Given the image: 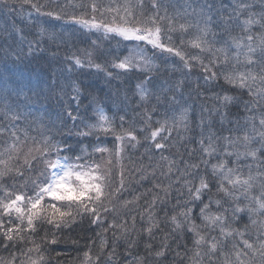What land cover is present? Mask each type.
Returning a JSON list of instances; mask_svg holds the SVG:
<instances>
[{
  "label": "snow or ice",
  "instance_id": "1",
  "mask_svg": "<svg viewBox=\"0 0 264 264\" xmlns=\"http://www.w3.org/2000/svg\"><path fill=\"white\" fill-rule=\"evenodd\" d=\"M15 3L16 0H0V6L8 11L15 9ZM24 5L30 6L38 16L65 20L89 32H103L105 36L112 34L113 38L118 36L124 41L136 42L127 55L116 56L103 63L96 62L93 51H85L84 58L76 53L67 55L66 71L95 69L97 73L103 72L109 83L130 72L139 73L142 79L136 84L134 95L139 97L137 107L145 109L143 122L149 128L151 116L148 115L147 104L154 99L157 105L179 106L177 92H183L185 81L158 84L153 73L159 72V66L153 56L146 54L147 48L141 47V42L153 50L178 57L180 64L174 68L182 66L187 70L185 76L199 67L206 83L222 77L230 90L239 93L230 95L226 90L222 95L214 94L211 99L216 103L211 108L201 107L196 125L200 129L196 140L199 147L187 150L188 160L181 156L178 162L161 156V160L168 163L167 172H161V175H170L175 168L178 174L175 180L181 185L178 195L182 197L186 191L188 198L183 204L177 199L171 216L165 212L172 229L171 233L165 234L161 247L155 251H152L151 244L146 247L148 254L154 255L157 264H161L170 250V235L187 232L192 235V247L185 244L183 255L175 252L177 264H264V0H259V3L234 0L230 5L221 3L219 7L215 0H203L202 3L188 0L179 7L165 0H150L148 9L145 0H47V3L20 0V7ZM2 31L5 35L4 43L0 44V60L4 62V71L0 72V119L3 121L0 123V247L16 251L8 258L0 257V264H50L45 245L58 243V231L85 218L99 226L107 219L108 213L116 212L115 202L126 187L124 141L126 138L139 141L131 124L128 129L123 127L126 113L119 116V131L115 123L116 114L110 117L102 106L93 108V116L88 117L93 122H86L79 112L81 88L78 84L62 85L59 78L49 83L38 77L35 85L29 80L28 90L32 96H28L19 83L11 79L12 69L8 64L11 62L16 67L29 57L34 59L37 50H45L42 45L47 42L43 39L28 40L15 24L10 28L6 25ZM177 32L180 34L179 45L172 38V33ZM39 35L43 37L45 30L41 29ZM218 38L222 41L219 46ZM49 39L54 41L55 37ZM185 43L197 51H185ZM93 47L98 56L105 55L99 51L95 41ZM52 56L55 59L56 53ZM109 68L119 71H109ZM116 95H120L119 87ZM197 95L201 94L197 91ZM21 96L25 101L32 100V97L37 101L41 97H56L62 105L68 103L64 100L67 97L68 101L75 103V108L68 104L56 116L65 127L67 120L72 122L73 128L68 129L65 135L80 138L77 144L56 141L52 135H46L44 128L51 131L46 125L42 126L40 140L29 137L27 132L21 140L18 127L24 118L19 105ZM127 101L125 92L121 103ZM232 108L237 112L232 113ZM189 110L188 107L181 108L178 118L173 117L172 128L165 121L145 139H150L157 150L169 148L166 141L178 123L183 124L185 132L194 131L189 127ZM214 117H219L220 132L213 131ZM77 122L82 127H77ZM225 124L231 127L225 129ZM52 126L55 127L54 122ZM224 131L228 135H224ZM161 132H167L168 136H160V141H157ZM109 134L118 142L111 149L100 143L91 147L83 143L84 138L95 137L99 141L101 135ZM194 156L197 157L195 160L192 159ZM213 158L216 163H211ZM35 163L43 165L40 180L25 175L33 170ZM178 163L183 165L182 169ZM202 167L203 172L200 171ZM114 168L119 169L118 183ZM17 177L24 181L22 187L32 185V195L15 192V183L11 187L5 183L6 179L15 181ZM141 177L144 178L142 171ZM163 191L167 197L168 188H163ZM206 194L207 202L204 201ZM157 200L165 203L158 194L154 195L150 202L145 201L147 208L141 212L142 220L143 213L148 214L147 227L143 231L152 239L155 231H162L160 221L155 217ZM197 201L199 205H196ZM129 203L132 202H124V206ZM213 204L217 209L215 212L211 211ZM193 206L199 207V217H193ZM196 219L201 223L197 224ZM132 220L131 231H135V217ZM241 221H244L242 227ZM126 224L127 221L124 224L113 221L104 232L120 228L127 239L130 230L124 226ZM45 226H51V239L49 231H44L40 243H37L35 237ZM113 235L117 234L114 232ZM135 243V240L127 239L128 255H131L128 249ZM107 248L108 241L101 238L100 252L95 260L91 252L86 251L82 264H101L105 256L103 264H115V245L106 252ZM127 264H145V261L136 257Z\"/></svg>",
  "mask_w": 264,
  "mask_h": 264
},
{
  "label": "trees",
  "instance_id": "2",
  "mask_svg": "<svg viewBox=\"0 0 264 264\" xmlns=\"http://www.w3.org/2000/svg\"><path fill=\"white\" fill-rule=\"evenodd\" d=\"M40 3H47V0H39ZM63 2V0H61ZM173 5L179 7L180 5L188 3V0H165ZM203 2V0H199ZM217 7L221 3L230 5L234 0H215ZM259 3V0H254ZM146 9L150 7V0H145ZM172 9H169L171 11ZM70 11V9H69ZM31 13V17L29 14ZM15 24L17 29L23 31L28 40L43 39L47 43L43 44L44 51L35 53V58L29 57L28 60H24L16 67H13L9 62L8 67L12 69L9 74L13 81L19 83L24 89V92L28 96H32V93L28 90V82L31 80L35 85L37 78L52 82L53 79L59 78V84H78L81 88V105L79 112L82 118L86 122H93L88 120V117L93 116V108L102 106L105 112L111 117L116 114V126L117 131L120 128L119 116L126 113V120L124 121V129H128L130 124L134 128V134L137 136L139 143L131 141L126 138L125 144V159L123 161L125 165V189L119 193V199L115 202L116 212L107 214V219L99 226L91 224L89 218H85L82 222L72 225L69 228H64L57 232L58 243L45 245L47 251L46 256L50 260V264H82L84 261V252L90 251L95 260V256L100 252L101 238L108 241L107 251H110L113 245H115V256L113 261L115 264H127L128 261H133L134 258H143L145 264H157L156 258L148 254L149 250L146 245H152V251L158 250L161 247V243L164 241L166 233H171L172 224L170 220L166 221L165 212L171 216L174 213V206L177 204V199H180L181 204L188 198L185 191L184 196L178 195V189L181 185L176 182L175 177L178 175L176 169L170 175H161V172H167L168 163L165 160H161V156L168 157L171 160L179 162L180 157L183 156L185 160H188L187 150L192 148H198L199 145L196 140L199 137L200 129L196 126L198 124V117L202 106L211 108L216 101L211 99L214 94H223L224 91H228L230 95H238L235 90H230V86L227 85L221 77L218 81H212L206 83L202 76L203 73L199 67L193 68L191 73L185 76L186 69L181 67L174 68V65H179V58L169 53H161L159 50L154 52V59L159 66V72H154L153 75L157 76V83L171 82L184 80L183 92H177V99L180 101V105L175 104H156L153 99L147 104L148 115L151 116V128L144 123L145 109L137 107L139 103V97L134 95L136 84L142 79V76L136 72H130L126 76L122 75L119 80H112L108 82L103 72L97 73L95 69H74L72 72L66 71L68 61L65 60L67 55L76 53L84 58L85 51H92L93 41L99 47V51L105 53L104 56H98L96 50L93 51L94 59L97 63H103L104 60H111L116 56L123 57L128 53L127 42L118 39L116 36L113 38L112 34L105 36L103 32L92 31L89 32L86 29H81L79 26L71 25L65 22V20H55L46 16H38L35 10L30 6L24 5L20 7V0H16L15 9L8 11L0 6V44L4 43V32L2 31L5 26L11 27ZM41 29L45 30V35L41 37L39 32ZM49 37H55V40L49 39ZM180 34L172 33L173 41L179 45ZM61 38L63 42H61ZM211 39V37H209ZM227 37H225L226 39ZM187 41V37L185 38ZM219 38L218 45L219 46ZM11 43V41H9ZM27 44H25V49ZM184 50L188 52H196L197 50L191 49L187 43L184 45ZM56 53V58L53 59L52 54ZM2 55V53H0ZM29 60L31 62H29ZM165 60L167 61L165 63ZM109 71L113 70L111 68ZM4 71V62L0 60V72ZM199 84V88H197ZM11 86V85H10ZM2 87V85H0ZM117 87L120 89V95L117 97ZM197 91L201 95H197ZM125 92L128 95V101L121 103L124 98ZM245 98H247L245 94ZM64 100L68 102L62 105L61 102L53 97L51 99H44L41 97L39 101L35 97L32 100L25 101L24 97H20L19 105L20 110L23 113V119L20 121L18 127L20 129L21 140L24 139V133L27 132L29 137H35L37 140L41 139L42 126L46 125L43 131L46 135H52L56 141H67V143L76 145L80 138L75 135L69 137L65 135L68 129H72L73 125L70 120L66 121V127L63 126V122L57 119L56 113L62 111L63 107L70 106L75 108V103L68 101L67 97ZM188 107L189 110V127L193 128L192 132H185L182 123H178L175 129L171 132L170 138L166 141L169 145L167 149L157 150L154 147V143L149 137L152 130L160 127L167 121V126L172 128L173 117L178 118V113L181 108ZM155 109L154 111L152 109ZM232 113H236L237 109L232 108ZM242 114V113H241ZM207 116V113H205ZM0 117H2V109H0ZM193 117L196 119L193 120ZM215 123L213 124V131L220 132L221 126L219 124V117H214ZM160 123H157V122ZM0 119V123H2ZM53 122L55 127H53ZM77 127L82 125L77 122ZM231 125L225 124L224 128L227 129ZM59 130V131H58ZM75 131V129H73ZM224 135H228L227 131L223 132ZM160 136H168L167 132H161L157 136V141H160ZM163 142V141H161ZM30 143V141H29ZM83 143L89 145H95L100 143L102 146L113 148L118 142L111 134L104 136L101 135L100 140L96 141L95 137L84 138ZM70 155V154H69ZM197 157H192L195 160ZM217 160L213 158L211 163H216ZM178 167L183 168L182 164L178 163ZM210 169V165H209ZM141 170L143 177H141ZM155 171V175H152ZM203 172V167L200 170ZM131 172L132 175H128ZM28 173V172H27ZM117 183L119 182V169L114 171ZM32 175L33 180H37L36 176L41 178L37 169H33L29 176ZM5 183L11 187L15 183L14 191L18 193H27L32 195V185L29 184L27 188L22 187L24 181L19 177L15 179H6ZM198 183V181H197ZM155 185H161L162 187H155ZM163 188H168L169 195L165 197ZM215 188H213V193ZM159 195L161 199L165 200V203H161L160 200L156 201L155 217L159 219L162 231H155V238L152 239L148 236L147 232L143 231L147 227V212H144V219H141V212L147 208L145 201H151L154 195ZM139 198V199H136ZM215 198V197H214ZM131 201L127 207L124 206V202ZM204 201L207 202V194L204 196ZM199 201L196 205H199ZM179 211V208L175 209ZM215 204L211 205V211L215 212ZM193 217H199V207L193 206ZM135 217V231H131L133 220ZM246 219V218H245ZM115 221L117 224L124 225L129 231L127 239L135 240V246L128 249L131 255L126 252L127 239L124 238L122 229H111L108 232H104L108 225ZM196 223L200 224L201 221L196 219ZM244 221H241L240 226H243ZM44 231H49V239H51V226H45L44 230L37 233L35 239L37 243H40V238L44 235ZM117 235H113V233ZM99 233V235H98ZM216 235L217 233H212ZM76 241L77 243H73ZM168 243L170 250L167 253L165 259L161 261V264H177L175 252L179 251L183 255L186 244L189 248L192 247V235L191 233H172L169 237ZM180 244L181 247L177 248L176 245ZM15 249L5 250L0 247V257L8 258ZM59 253V255H57ZM105 256L103 259H106ZM103 259L101 264H103Z\"/></svg>",
  "mask_w": 264,
  "mask_h": 264
},
{
  "label": "rangeland",
  "instance_id": "3",
  "mask_svg": "<svg viewBox=\"0 0 264 264\" xmlns=\"http://www.w3.org/2000/svg\"><path fill=\"white\" fill-rule=\"evenodd\" d=\"M116 37H117L118 39L122 40V38H120V37H118V36H116ZM123 41H124V40H123ZM125 42H127L129 49L132 48V46L136 43V42H129V41H125ZM140 46H141V47H146V48H147L146 54H147L148 56H153V58H154V52H155L156 50H153V49L151 48L150 45H147V46L144 45L143 42H141ZM129 49H128V52H129ZM92 51H94V49H93ZM127 54H128V53H127ZM127 54H126V55H127ZM154 62H155V64L157 65L155 59H154ZM25 150H26V146H25ZM33 169H37V170H38V174H40L41 170L43 169V165L40 164V163H35ZM115 170H116V168H114V171H115ZM29 173H30V172H28V173L26 172L25 175L28 176V177H31V179H32V175L29 176ZM39 176H40V175H39ZM36 178H37V180L42 179V177L39 178L38 176H36Z\"/></svg>",
  "mask_w": 264,
  "mask_h": 264
}]
</instances>
